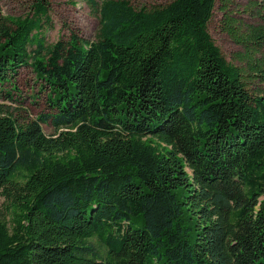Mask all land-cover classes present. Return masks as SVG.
Listing matches in <instances>:
<instances>
[{"label": "trees", "instance_id": "trees-1", "mask_svg": "<svg viewBox=\"0 0 264 264\" xmlns=\"http://www.w3.org/2000/svg\"><path fill=\"white\" fill-rule=\"evenodd\" d=\"M69 1L94 40L48 43L49 0L0 18V85L30 66L52 109L0 107V264H264V24L235 0Z\"/></svg>", "mask_w": 264, "mask_h": 264}, {"label": "rangeland", "instance_id": "rangeland-1", "mask_svg": "<svg viewBox=\"0 0 264 264\" xmlns=\"http://www.w3.org/2000/svg\"><path fill=\"white\" fill-rule=\"evenodd\" d=\"M103 1V0H99ZM132 3L141 7L153 4H164L171 0H131ZM35 0H0V18L2 17H25L32 11ZM257 2L264 5V0H235L233 16L236 20L243 21L246 25L264 24L262 16L257 14L253 5ZM52 26L45 29L48 43H55L60 39H70L72 33L81 38L94 40L100 26L99 17L93 13L84 2L73 4L69 0H49ZM225 13L217 3L214 15L209 22V31L220 47L226 59L235 65L241 66L240 54L244 49L240 43L230 34L227 28ZM261 55H264V51ZM11 83L0 85V107L10 110L20 121L26 118L35 119L42 113L51 112L49 101L50 91L43 82L37 78L32 67L24 66L18 74L11 79ZM46 134H53L55 130L49 123H44ZM8 205L4 197H0V207L6 212ZM9 219L11 216L5 213Z\"/></svg>", "mask_w": 264, "mask_h": 264}]
</instances>
